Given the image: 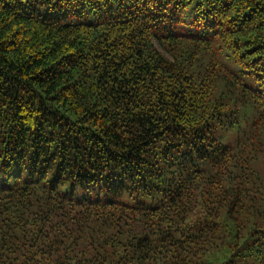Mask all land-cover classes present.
<instances>
[{
	"label": "trees",
	"instance_id": "obj_1",
	"mask_svg": "<svg viewBox=\"0 0 264 264\" xmlns=\"http://www.w3.org/2000/svg\"><path fill=\"white\" fill-rule=\"evenodd\" d=\"M263 158L264 0H0V264H264Z\"/></svg>",
	"mask_w": 264,
	"mask_h": 264
},
{
	"label": "rangeland",
	"instance_id": "obj_2",
	"mask_svg": "<svg viewBox=\"0 0 264 264\" xmlns=\"http://www.w3.org/2000/svg\"><path fill=\"white\" fill-rule=\"evenodd\" d=\"M230 144L229 142H227ZM252 166L262 175H264V158L262 160L254 161Z\"/></svg>",
	"mask_w": 264,
	"mask_h": 264
}]
</instances>
